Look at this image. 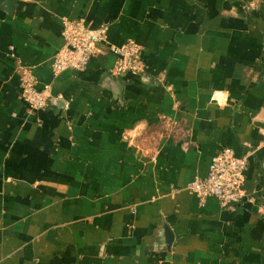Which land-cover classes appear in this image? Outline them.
<instances>
[{"label":"crops","instance_id":"1","mask_svg":"<svg viewBox=\"0 0 264 264\" xmlns=\"http://www.w3.org/2000/svg\"><path fill=\"white\" fill-rule=\"evenodd\" d=\"M64 19L138 43L145 73L104 47L54 75ZM224 148L250 157L226 208L187 190ZM263 175L264 0H0V264H264Z\"/></svg>","mask_w":264,"mask_h":264},{"label":"built area","instance_id":"2","mask_svg":"<svg viewBox=\"0 0 264 264\" xmlns=\"http://www.w3.org/2000/svg\"><path fill=\"white\" fill-rule=\"evenodd\" d=\"M63 26L65 43L54 57L51 66L54 75L66 70L85 69L93 58L103 52L104 47H108L116 56L112 69L113 76L145 73L142 47L138 43L129 40L121 46L109 45L106 25L93 28L83 20L64 19ZM17 71L21 78L22 98L29 109L38 111L46 108L54 99L50 87L45 86L39 90L37 78L30 67L19 65ZM137 134V129H134L127 133L125 138L132 142ZM249 158V154L237 156L231 149H222L213 157L208 175L205 178L196 177L188 185L187 190L202 202L208 197H215L224 208L237 204L246 196L245 183Z\"/></svg>","mask_w":264,"mask_h":264},{"label":"water","instance_id":"3","mask_svg":"<svg viewBox=\"0 0 264 264\" xmlns=\"http://www.w3.org/2000/svg\"><path fill=\"white\" fill-rule=\"evenodd\" d=\"M171 238H172V235H171ZM171 238L169 239V242H170Z\"/></svg>","mask_w":264,"mask_h":264}]
</instances>
